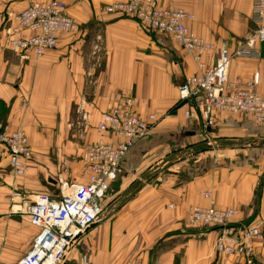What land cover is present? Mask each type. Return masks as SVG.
<instances>
[{
    "label": "crops",
    "instance_id": "crops-1",
    "mask_svg": "<svg viewBox=\"0 0 264 264\" xmlns=\"http://www.w3.org/2000/svg\"><path fill=\"white\" fill-rule=\"evenodd\" d=\"M37 1L43 0H0V119L10 130L22 127L29 135L30 110L40 105L45 107L42 113L62 124L70 121L74 106L82 117L101 120L115 96L130 91L137 98L140 117L170 114L129 152L120 195L128 193L130 198L112 221L87 233L73 251L81 246L87 253L77 252L75 264H83L85 255L90 264H245L218 254L219 231L192 227L188 216L193 208L209 205L204 193L211 192L220 208L240 212L238 225L264 223V125L248 114L223 113L211 139H206L203 119L186 121L179 102L178 87L198 74L197 64L168 36L146 31L135 20L101 12V7L121 0H70L67 12L79 31L61 34L58 48L40 59H20L7 45L5 13H21ZM159 1L164 8L194 14L189 27L230 50L254 28L253 0ZM225 14L233 20H226ZM242 18L248 22L245 29ZM207 63L213 65L211 60ZM256 73L257 91L264 97V54L260 59H235L230 77L249 81ZM88 75H95L89 96ZM26 91H31L29 98H23ZM65 125L63 132L68 131ZM91 131L96 142L114 140L97 129ZM166 155L170 156L165 159ZM17 186L28 195L40 190L32 173L18 180L9 175L0 184L3 264L15 246L19 224L13 218L18 216H9L5 198ZM115 198L114 203L121 199ZM28 231L32 240L38 234L35 227ZM256 261L264 264V241L257 245Z\"/></svg>",
    "mask_w": 264,
    "mask_h": 264
},
{
    "label": "built area",
    "instance_id": "built-area-1",
    "mask_svg": "<svg viewBox=\"0 0 264 264\" xmlns=\"http://www.w3.org/2000/svg\"><path fill=\"white\" fill-rule=\"evenodd\" d=\"M69 1H37L21 13L7 10L3 29L10 51L22 60L40 59L58 48L61 34L78 32L79 25L67 12ZM100 10L135 20L146 31L168 36L193 59L199 72L179 85V102L186 121L203 119L206 139H211L218 116L223 113L248 114L264 125V97L257 91L259 74L249 81L230 77L235 59L263 58L264 0H253L254 28L234 50L225 43L215 44L199 36L189 27L195 20L194 14L179 8H164L159 0H121ZM209 60L213 65H208ZM169 116L154 113L140 117L135 95L131 91L119 93L96 126L99 133L114 140L101 139L85 147L84 182L68 184L61 179L58 197L39 192L28 195L20 188L12 189L9 216L26 218L38 229L31 249L17 264H66L91 228L100 223L104 203L113 184L123 175L129 152L148 139L157 124ZM34 153L27 132L22 127L10 130L0 119V184L9 175L16 180L28 175ZM204 197L209 205L193 208L188 216L189 225L217 229L218 254L245 264H260L256 253L258 243L264 241V223L238 225V210L220 208L211 192H205ZM83 264H90L89 256L83 257Z\"/></svg>",
    "mask_w": 264,
    "mask_h": 264
},
{
    "label": "rangeland",
    "instance_id": "rangeland-1",
    "mask_svg": "<svg viewBox=\"0 0 264 264\" xmlns=\"http://www.w3.org/2000/svg\"><path fill=\"white\" fill-rule=\"evenodd\" d=\"M225 19L230 21L233 20L231 14H225ZM241 20V25L244 29L247 28L248 22L243 18ZM95 45H99V42ZM94 77L95 75L87 76V86L85 90L87 96L91 95L93 92L94 85L92 82ZM30 94L31 91H26L23 94V98H29ZM27 100L28 99L24 101V104ZM27 108L30 109L29 106ZM44 108V106L40 105L30 110L33 111L30 114L33 126H28L27 130L31 143L34 145L35 153L32 169L28 175L32 173L36 177V182L40 183L39 193H44L51 197H58L60 196L58 182L61 179L68 184L85 181L87 166L83 158L84 149L87 145L96 142L95 133L91 130L96 129L100 118H93L92 120L84 118L80 115L78 108L74 106L72 108L70 121L63 123L66 124L64 127L67 128L68 131L63 132V124L58 121L57 117L42 113ZM160 124L161 122H159L157 126ZM169 156L170 155H166L164 158L166 159ZM120 186L121 177L113 184L109 192L108 198L104 203V214L98 225L112 221L116 211L124 208L126 202L129 200L130 197L128 193L121 198ZM17 187L20 188L19 186ZM9 194L5 198L6 202H8ZM115 197H120L121 199H119L117 203H114L116 200ZM13 218H18V232L16 234V242H14L15 246H12L8 250V256L5 260L6 264H17L31 249L33 242L31 236H29L30 232L28 231L34 227L30 221L22 217ZM7 220H9V218ZM23 221H25V223ZM13 225L16 226V224ZM78 250L79 251H75L69 255L66 264L76 263L74 259L78 256L77 252H81L82 254L87 253L86 250H82L81 246H79ZM0 261L1 264H3L2 259H0Z\"/></svg>",
    "mask_w": 264,
    "mask_h": 264
},
{
    "label": "water",
    "instance_id": "water-1",
    "mask_svg": "<svg viewBox=\"0 0 264 264\" xmlns=\"http://www.w3.org/2000/svg\"><path fill=\"white\" fill-rule=\"evenodd\" d=\"M96 226L92 227L91 229H94Z\"/></svg>",
    "mask_w": 264,
    "mask_h": 264
}]
</instances>
